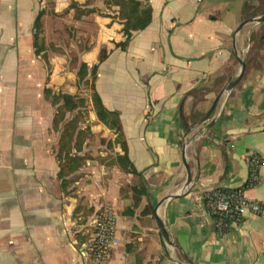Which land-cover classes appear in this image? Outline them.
Masks as SVG:
<instances>
[{"label": "crops", "instance_id": "crops-1", "mask_svg": "<svg viewBox=\"0 0 264 264\" xmlns=\"http://www.w3.org/2000/svg\"><path fill=\"white\" fill-rule=\"evenodd\" d=\"M146 1L151 22L124 50L110 24L106 52L99 42L83 57L97 65L95 90L119 118L139 174L128 176L144 193L122 192L113 175L89 194L80 177H59L55 115L41 102L34 49L41 4L0 0V264H96L86 247L104 210L116 218L118 244L103 264H264L263 219L245 216L219 234L204 206L211 189H244L264 205V22H255L264 0ZM239 60L241 81L203 121ZM250 154L262 168L246 187Z\"/></svg>", "mask_w": 264, "mask_h": 264}, {"label": "rangeland", "instance_id": "rangeland-1", "mask_svg": "<svg viewBox=\"0 0 264 264\" xmlns=\"http://www.w3.org/2000/svg\"><path fill=\"white\" fill-rule=\"evenodd\" d=\"M139 1L143 2L141 8L146 11L145 0H39L41 15L39 20L36 21L38 15L34 20V49L39 56L41 102H46L55 115L53 129L57 158L62 161L60 172L63 170L66 180L70 176L71 179H83L89 194L96 192V182L102 186V182L106 183L113 175L122 176V192H128L136 185L144 193L139 181L128 176V166L120 147L125 144L122 128L120 133L110 118L98 114L93 99L96 92L94 65L83 60L99 42L105 44L99 52H106L104 48L110 40L107 37L112 36L108 31H113L110 24L118 26L121 42H124V24L133 21L137 13L135 3ZM133 23L136 24V19ZM98 24L104 25L103 32ZM135 32L130 33L129 40ZM67 152L76 157L71 165L67 163L69 157H65ZM85 159L88 162L85 163ZM114 167L121 172H114Z\"/></svg>", "mask_w": 264, "mask_h": 264}, {"label": "built area", "instance_id": "built-area-1", "mask_svg": "<svg viewBox=\"0 0 264 264\" xmlns=\"http://www.w3.org/2000/svg\"><path fill=\"white\" fill-rule=\"evenodd\" d=\"M247 162L249 177L246 187H252L260 181L262 159L257 154H250ZM204 201L206 211L219 234H224L232 226L240 224L248 215L264 220V205L247 199L244 189H211L206 192ZM117 244L116 218L110 210H104L93 222L86 254L96 264H103L111 257Z\"/></svg>", "mask_w": 264, "mask_h": 264}, {"label": "trees", "instance_id": "trees-1", "mask_svg": "<svg viewBox=\"0 0 264 264\" xmlns=\"http://www.w3.org/2000/svg\"><path fill=\"white\" fill-rule=\"evenodd\" d=\"M145 1H146V0H145ZM142 3H143V2H141V1L135 3L136 6H135L134 10L137 11V13H136L135 16H134L133 21L136 19V24H134L132 20H131L130 24H127V23L125 22L124 25H126V28L124 29L123 34H124V36H126V39L124 40V42H121V43L115 44V47H116V48H121L122 50H124L125 47H126V45H127L128 42H129L128 40H129L130 33H131L132 31H142V30H144V29L149 25V23L151 22V17H152V10H151V7L149 6V4H148L147 1H146V4H145V5H146L148 8H147V10L145 11L146 8H145V9L141 8V4H142ZM40 15H41V12L38 14L36 21L39 20ZM36 24H37V23L35 22V26H36ZM128 27L130 28L129 30L127 29ZM128 31H129V32H128ZM93 70H94V77H96L97 65H94V66H93ZM94 82H95V78H94ZM93 99H94V103H95L96 107L98 108V114H99V116H101L102 118H103V116H104L105 119H106V118H110L111 121L117 126L118 131L121 133V129H120V128H121V124H120V121H119L118 116H117L115 113H113V112H109V111H107V110L104 108V106H103V104H102V102H101V99H100L99 95H98L96 92H94ZM110 119H109V120H110ZM54 123H55V121H53V125H54ZM104 123H105V121H104ZM105 124H106V123H105ZM114 127H115V126H114ZM120 147H121V150L123 151V156H122V157H124L125 163H126L127 166H128V170H127L128 174H135V175L139 176V174H137V173H136V172H135V171L129 166V164H128V162H127V157H126V153H125V144H124V145H121V144H120ZM65 155H66L65 157H67V156L69 157V158H68V162H67L68 165H71L72 162L75 161V159H76V157L71 156V154H69V152H67ZM79 160H80V159H79ZM64 161H66V160H64ZM62 171H63V170H61V172H60V174H59V177H60V178H61V177H64ZM124 171H125V170H124Z\"/></svg>", "mask_w": 264, "mask_h": 264}, {"label": "water", "instance_id": "water-1", "mask_svg": "<svg viewBox=\"0 0 264 264\" xmlns=\"http://www.w3.org/2000/svg\"><path fill=\"white\" fill-rule=\"evenodd\" d=\"M256 23H262L264 22V15H262L261 17L257 18L255 20ZM243 25V24H242ZM242 25L240 27H242ZM240 28H238L239 30ZM239 64H240V71H239V74L237 75V77L232 80L230 83H228L226 85V87L219 93L217 94V96L214 98V100L212 101L209 109L207 110V112L205 113L204 117H203V121H207L211 118L212 114L214 113V110L218 104V101L220 99V97L222 96L223 92L224 91H230L231 89H233L242 79L243 77V74H244V70H245V64L242 60H239ZM187 176H188V182H191V175H190V171L189 169H187ZM158 225H159V228H160V233L164 239V241L168 244H170V240L168 238V235L166 233V230L163 226V224L158 220Z\"/></svg>", "mask_w": 264, "mask_h": 264}]
</instances>
